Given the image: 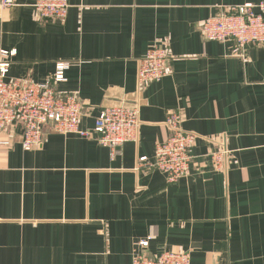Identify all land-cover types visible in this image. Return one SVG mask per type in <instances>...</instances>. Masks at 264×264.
I'll return each instance as SVG.
<instances>
[{
  "label": "crops",
  "instance_id": "obj_1",
  "mask_svg": "<svg viewBox=\"0 0 264 264\" xmlns=\"http://www.w3.org/2000/svg\"><path fill=\"white\" fill-rule=\"evenodd\" d=\"M0 23V50H16L7 79L44 82L70 62L57 94H77L80 133L44 127L43 145L0 132V264H133L134 254L191 253V264H264V43L204 38L206 18L264 0H70L64 20H37L35 0H15ZM162 44L168 75L140 85L139 62ZM140 110L139 138L116 154L97 140L101 110ZM196 134L192 169L168 182L156 145L168 116ZM227 151L224 170L211 154ZM148 240L149 246L140 245Z\"/></svg>",
  "mask_w": 264,
  "mask_h": 264
},
{
  "label": "built area",
  "instance_id": "obj_2",
  "mask_svg": "<svg viewBox=\"0 0 264 264\" xmlns=\"http://www.w3.org/2000/svg\"><path fill=\"white\" fill-rule=\"evenodd\" d=\"M16 5L15 0H0V23L6 9ZM70 0H35L33 8L37 20H64L69 12ZM201 32L207 40H234V52L243 54L251 45L264 43V2L232 6L206 18ZM16 50H0V132L18 126L21 132V146L32 150L43 145L44 127L53 125L60 134L80 133L91 136V131L80 128L84 105L77 94L59 96L57 86L65 82L70 62L59 61L55 71L44 82L25 78L7 79L12 57ZM168 56L162 44H152L139 62L138 81L140 85L160 81L168 75ZM166 124L170 135L158 143L154 160L139 158V166L156 168L166 174L168 182L175 183L187 177L192 169L190 150L197 136L182 128V115L171 113ZM141 126L140 110L136 104L118 103L104 107L96 118L94 133L100 144L116 154L119 148L139 138ZM1 146L11 142L0 141ZM227 151L211 154L212 165L224 170ZM148 247V240L140 243ZM191 253L187 250H166L155 256L137 252L133 264H191Z\"/></svg>",
  "mask_w": 264,
  "mask_h": 264
}]
</instances>
